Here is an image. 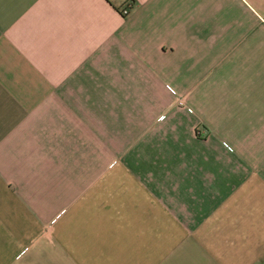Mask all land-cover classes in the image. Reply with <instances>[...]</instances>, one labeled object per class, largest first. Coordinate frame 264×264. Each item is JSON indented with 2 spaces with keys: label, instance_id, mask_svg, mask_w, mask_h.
Listing matches in <instances>:
<instances>
[{
  "label": "crops",
  "instance_id": "obj_1",
  "mask_svg": "<svg viewBox=\"0 0 264 264\" xmlns=\"http://www.w3.org/2000/svg\"><path fill=\"white\" fill-rule=\"evenodd\" d=\"M0 264H264V0H0Z\"/></svg>",
  "mask_w": 264,
  "mask_h": 264
},
{
  "label": "built area",
  "instance_id": "obj_2",
  "mask_svg": "<svg viewBox=\"0 0 264 264\" xmlns=\"http://www.w3.org/2000/svg\"><path fill=\"white\" fill-rule=\"evenodd\" d=\"M128 9H129V7L127 6V7L124 9V11H125V12H127V11H128Z\"/></svg>",
  "mask_w": 264,
  "mask_h": 264
}]
</instances>
